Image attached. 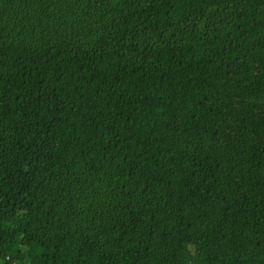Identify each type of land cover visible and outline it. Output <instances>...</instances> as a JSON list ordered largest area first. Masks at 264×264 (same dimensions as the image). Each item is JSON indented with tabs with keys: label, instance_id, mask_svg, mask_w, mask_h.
I'll list each match as a JSON object with an SVG mask.
<instances>
[{
	"label": "trees",
	"instance_id": "1",
	"mask_svg": "<svg viewBox=\"0 0 264 264\" xmlns=\"http://www.w3.org/2000/svg\"><path fill=\"white\" fill-rule=\"evenodd\" d=\"M0 264H264V0H0Z\"/></svg>",
	"mask_w": 264,
	"mask_h": 264
}]
</instances>
